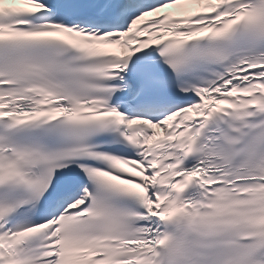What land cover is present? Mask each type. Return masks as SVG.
Masks as SVG:
<instances>
[{
  "label": "snow or ice",
  "instance_id": "1",
  "mask_svg": "<svg viewBox=\"0 0 264 264\" xmlns=\"http://www.w3.org/2000/svg\"><path fill=\"white\" fill-rule=\"evenodd\" d=\"M0 264H264V0H0Z\"/></svg>",
  "mask_w": 264,
  "mask_h": 264
}]
</instances>
